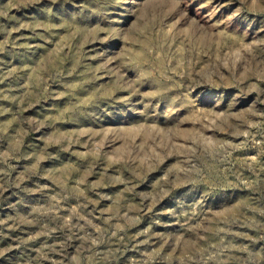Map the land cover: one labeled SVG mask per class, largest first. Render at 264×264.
Here are the masks:
<instances>
[{"label":"rangeland","instance_id":"rangeland-1","mask_svg":"<svg viewBox=\"0 0 264 264\" xmlns=\"http://www.w3.org/2000/svg\"><path fill=\"white\" fill-rule=\"evenodd\" d=\"M0 264H264V0H0Z\"/></svg>","mask_w":264,"mask_h":264}]
</instances>
